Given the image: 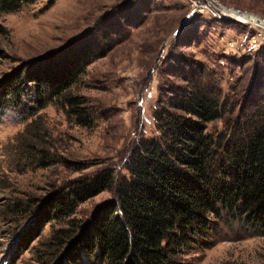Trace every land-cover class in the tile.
Here are the masks:
<instances>
[{"label": "rangeland", "instance_id": "1", "mask_svg": "<svg viewBox=\"0 0 264 264\" xmlns=\"http://www.w3.org/2000/svg\"><path fill=\"white\" fill-rule=\"evenodd\" d=\"M235 13L264 22V0H40L0 12V264L11 247L20 253L10 264L57 263L45 246L59 227L54 222L25 246L42 224L41 206L74 179L108 165L119 169L124 151L141 134H154L152 114L168 70L179 67L175 59L213 71L223 97L235 90L236 109L250 93L261 95L264 30L234 20ZM89 44L113 46L72 89L90 125H78L55 101L29 115L28 89L16 80L47 63L61 66ZM223 126L213 122L208 132ZM44 154L50 163L41 161ZM73 163L86 169L77 172ZM109 197L80 205L77 219L87 221ZM198 242L178 256L180 264H264V237L246 224L219 221ZM81 262L95 263L85 255Z\"/></svg>", "mask_w": 264, "mask_h": 264}, {"label": "trees", "instance_id": "2", "mask_svg": "<svg viewBox=\"0 0 264 264\" xmlns=\"http://www.w3.org/2000/svg\"><path fill=\"white\" fill-rule=\"evenodd\" d=\"M38 1L0 0V12ZM112 47L85 45L61 66L47 63L18 78L15 84L28 89L27 113L33 116L55 101L78 125L89 126L91 115L72 89ZM175 62L179 67L168 70L159 90L154 134H141L124 151L119 169L104 166L47 199L42 224L25 246L54 222L59 227L45 246L56 264H82L83 255L101 264H180L178 256L201 245L198 238L219 221L246 224L264 237V85L261 95L250 93L236 109L235 90L223 97L216 74L203 63L182 57ZM216 121L224 126L212 134L208 125ZM40 159L50 163L46 154ZM104 192L110 197L80 222L78 207ZM9 250L5 264L20 253Z\"/></svg>", "mask_w": 264, "mask_h": 264}, {"label": "bare ground", "instance_id": "3", "mask_svg": "<svg viewBox=\"0 0 264 264\" xmlns=\"http://www.w3.org/2000/svg\"><path fill=\"white\" fill-rule=\"evenodd\" d=\"M231 18H233L234 20H237L240 23H243V24H252V25H254V26H256V27L261 28V29L264 30V22L258 20L255 17H251V16L244 15V14L243 15L242 14L240 15L238 13H235L234 15L231 16Z\"/></svg>", "mask_w": 264, "mask_h": 264}, {"label": "built area", "instance_id": "4", "mask_svg": "<svg viewBox=\"0 0 264 264\" xmlns=\"http://www.w3.org/2000/svg\"><path fill=\"white\" fill-rule=\"evenodd\" d=\"M204 2V1H203ZM202 2V3H203ZM204 6H207V7H205V8H209V9H211L213 12H215L216 14H221V15H224L221 11H219L217 8H216V6L215 5H213V4H209L208 2H206L205 1V4H204Z\"/></svg>", "mask_w": 264, "mask_h": 264}]
</instances>
